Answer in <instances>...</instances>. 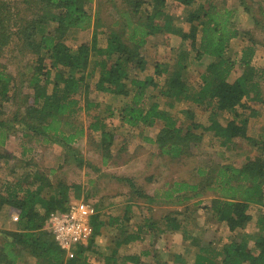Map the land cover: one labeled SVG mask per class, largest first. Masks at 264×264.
Segmentation results:
<instances>
[{"label":"trees","instance_id":"16d2710c","mask_svg":"<svg viewBox=\"0 0 264 264\" xmlns=\"http://www.w3.org/2000/svg\"><path fill=\"white\" fill-rule=\"evenodd\" d=\"M24 1L34 16L30 20L21 17L15 31H9V17L1 12L8 6L0 3V58L13 32L23 43L21 47L37 54L30 67L31 75L25 81L32 93L23 94L20 99L18 96L21 94L23 80L21 83L17 82L11 72L0 66V110L2 111L3 101L12 102L17 99L22 110L21 114L19 110L15 111L10 120L0 119V131L3 132L0 133V143L3 144V138L8 137L9 129L12 133L17 132L9 123L12 121L23 125L26 131L24 135H42L45 142L61 140L70 148L71 143L85 129L93 133L99 132L98 146L109 157L113 133L106 129V117L97 111L101 102L88 97L92 88L90 78L98 67L94 88L108 93L110 99L122 100V104L112 110L118 111L123 122L135 126L140 123L147 124L154 119L162 121L163 125L157 137L160 153L172 156L189 153L190 140L200 141L203 132L211 133L213 139L223 147H230L237 138L246 139L257 147V154L247 157L240 166L222 164L219 168L203 171L205 177L201 181H180L165 193L166 197L177 199L176 202L180 203L201 196L202 189H213L216 194L210 199L207 209L217 222H224L228 230L233 232L228 241L220 246L214 245L213 240L202 242L198 235L190 232L194 220H189L190 215L180 219L167 214L161 235L164 236L170 230V233L180 232L183 241L194 237L191 242H194L197 249L191 253V264H264V136L248 135L247 118H241L238 111L239 106H244V97L251 96L253 100H260L261 82L256 77L261 75V70L250 62L254 53V46L251 45L242 53L241 62L245 68L241 74L233 82L227 80L233 63L225 53L230 38L237 35V31L228 25L230 10L218 12L211 0H175L186 11L188 6L195 5V8L187 11L189 29L185 30L172 24V15L166 10L171 1L122 0L128 6L120 11L125 21L110 28L105 46L97 45L95 32L90 42H83L73 48L66 45L63 38L70 29L85 28L93 20L87 9L90 0ZM49 14L52 18L47 21ZM50 22L56 24L52 29H48ZM157 32L179 34L182 41L186 40L195 50L193 59L198 60L203 55L214 57L200 75L201 81L197 86L184 73L188 66L186 60L191 57L187 53H180L172 63L156 62L152 75L139 77L138 71H143L146 67V61L139 49L145 45L150 34ZM91 65L92 68L89 69ZM154 88L158 89V94L170 99V105L174 100L182 98H193L196 103L205 105L209 123L204 125L191 122L183 127L178 118L157 101L156 94L151 93ZM83 93H86L84 107L80 105ZM112 104L108 103L109 106H113ZM81 109H85L91 119L86 127L75 123L74 118H77L75 116ZM224 111L234 113V117L222 123L219 117ZM112 113L110 111L107 116ZM237 118L240 120L237 121ZM199 127L202 132L196 134L194 131ZM7 156L0 152V160ZM67 157L68 155L65 158ZM83 161L82 158L77 159L78 164H83ZM3 183L2 181L0 186ZM72 186L78 187L76 183H64L56 191L49 178L38 172L32 175L25 173L22 177L13 179L6 185V193L0 188V211L7 206L10 212L17 213L15 228L0 230L3 236L0 241V264H19L18 258L22 250L36 257V261L31 264H90L86 252L91 246H95V237L104 224H110L117 231V238L111 241L110 252L104 255L105 263L118 264L117 249L123 244L141 238L143 230L152 229L154 234L160 233L159 228L155 227L156 220H152L150 215H145L142 221L134 224L135 229H130L128 211L133 199L128 196L122 219L120 214L113 215L108 223L97 211L91 216V235L86 242L78 243L70 249L71 257L44 225L52 211L67 208L65 193ZM174 191L182 193L173 195ZM140 194L149 202L157 195ZM196 202L203 203V200L198 199ZM251 207L261 208V212L253 215L254 211L250 213ZM251 221L255 231H244V227ZM140 255L128 253L125 259L139 263ZM169 255L171 261L177 264L188 262V258L180 252L170 251ZM165 264L169 262L166 261Z\"/></svg>","mask_w":264,"mask_h":264},{"label":"rangeland","instance_id":"374dc122","mask_svg":"<svg viewBox=\"0 0 264 264\" xmlns=\"http://www.w3.org/2000/svg\"><path fill=\"white\" fill-rule=\"evenodd\" d=\"M168 1L171 2H169V8L166 7V10L172 15L170 17L172 24L188 30L187 11H191L195 5L188 6L186 11V8L177 1ZM211 1L218 12L222 13L224 9L230 10L228 25L237 31V35L230 38L229 48L225 53L233 63L228 77L230 81H234L245 68L244 63L241 62L244 49H248L251 45L254 46V53L250 62L254 67L261 70V75L258 74L259 77L257 76L256 79L261 82L260 99L262 100L252 101L251 96L244 97L242 99L244 106H239L238 111L241 113V118L247 117L248 135L262 137L264 136V0ZM198 2H204V0H198ZM0 3L8 6L6 10L3 9L1 12L9 17H7L9 31L18 29L21 17L28 20L33 19L34 15L24 0H0ZM127 7L122 0H90L87 9L93 20L85 28L70 29L63 38L66 45L76 48L83 42H90L92 35L97 32V45L105 46L107 32L111 27H116L119 23L124 22L120 11L122 8L127 9ZM144 7L145 4L141 11ZM145 15L146 13H144ZM51 18L52 15L49 14L47 21H50ZM55 25L50 22L48 29H52ZM186 42V40L183 42L181 36L175 35V33L154 35L152 41L142 47V53L149 64V69L141 75L150 73V71L153 73V64L157 60L174 62L180 53H187L191 55L190 59L186 60L188 63L187 76L197 86L201 81V73L206 70L207 64L212 60L208 55H203L198 60L193 59L195 50ZM22 44L18 35L13 32L9 43L5 46L3 56L0 58V66L11 72L16 77L17 82L21 83L23 80L18 99L22 98L23 94L32 93V89L28 88L25 81L30 77V67L37 58L35 52L21 47ZM89 67L91 69L92 65ZM97 78L98 67L95 68V72L90 78L92 88L89 90L88 97L101 102L97 111L106 117L104 119L106 129L113 133L110 156L106 157L104 150L98 146L100 134L97 131L93 133L84 129V133L71 143L70 148L66 147L61 140L45 142L42 140V135H32L31 133L24 135L23 133L26 131L23 129V125L13 121L9 122L17 129V132L12 133L13 131L9 129L8 137L3 138V144L0 143V152L8 155L0 160V180L4 182L0 188L4 193H6V185L11 183L13 179L22 177L25 173L31 175L38 172L43 173L49 178L53 189L56 191L64 183L67 185L76 183L78 185V187L72 186L66 191V207L74 201L88 202L94 206L97 212L102 214L103 220L105 219L107 222L113 215L120 214V219L123 218L121 215L124 213L127 203L126 198L130 196L133 199L128 211L129 222L127 221L128 225L130 224V229H135L136 225L134 224L142 221L145 215H150L152 220H156V227L159 228L160 233L154 235V231L143 230L141 238L119 247L116 256L118 264H127V262L131 264L132 261H127L125 256L128 253L140 254L146 249L152 250L153 255L160 253V260L162 261L159 264H165L163 262L165 259H170L169 264H174L171 262L170 251L181 252L188 258L187 264L192 263L193 255L191 253L197 249L194 242H191L194 237H189L185 241L178 238L172 247L165 246V237L161 234H163L162 228L166 222L167 214L177 216L180 219L190 215V221L194 218L193 223L191 222L190 232L192 235H198L204 243L213 240L214 245L220 246L228 241L233 232L228 230V226L224 222H217L207 209L210 199L216 194L213 189H202L201 196L180 203L176 202L177 199L168 198L162 194L176 186L175 184L180 181L197 183L205 177L203 171L219 168L222 164L231 163L240 166L247 160V157L250 158L257 154V147L243 138L235 139L230 147H223L217 140L213 139L211 133L203 132L200 141L197 139L190 140L191 150L189 153L183 152L178 156L160 153L157 137L163 125L162 121L152 120L147 124L140 123L135 126L123 122L119 118L118 111L112 110L122 104V100L120 98L110 99L108 93L97 91L94 88ZM151 91L153 93L155 90L152 89ZM85 94L83 93L81 97L80 105L82 107H84ZM155 94L157 101L162 106L178 116L179 123L183 127H187L191 122L203 123L204 125L209 123L208 111H206L205 106L185 100L176 102L175 106L169 108L161 95ZM18 99L12 102L3 101L0 119L10 120L17 110L21 114L22 110L17 103ZM111 102L113 106L108 105ZM110 111L113 113L107 116ZM233 115L234 113L225 112L219 119L223 123L234 117ZM75 117H77L74 118L75 123L84 127L91 121L85 109L77 112ZM238 120L240 119L237 118ZM194 132L196 134L201 133V127L196 128ZM0 133L3 132L0 131ZM0 140H2L1 135ZM78 158L84 160L83 164H78ZM140 192L149 195L157 194V198L150 202L146 201ZM181 193L182 191H174L173 195ZM198 199L203 200V203L196 202ZM260 210L261 208L251 207L250 213L254 211L253 215H257L261 212ZM8 211L10 208L7 206L0 211V229L5 224L10 228H15V213H11L9 216L6 213ZM56 211L62 210L56 209L51 213ZM44 227L46 228V222ZM255 229L252 221L244 227V231L247 232H254ZM2 238L0 233V241ZM115 238H117V231L110 224L102 225L100 233L95 237V246L93 248L91 246V249L86 252L88 262L90 264H106L104 255L110 252L111 241ZM67 253L68 255L71 253L72 257L71 251ZM35 261L36 257L28 254L25 250L21 251L18 258L19 264H31ZM134 263L155 264V260L152 254L140 255V262ZM111 264L113 263L111 262Z\"/></svg>","mask_w":264,"mask_h":264},{"label":"built area","instance_id":"2783aa9c","mask_svg":"<svg viewBox=\"0 0 264 264\" xmlns=\"http://www.w3.org/2000/svg\"><path fill=\"white\" fill-rule=\"evenodd\" d=\"M95 212L90 203L74 201L67 209L51 213L46 220V228L52 232L59 246L69 252L73 246L86 242L90 237L91 216Z\"/></svg>","mask_w":264,"mask_h":264},{"label":"crops","instance_id":"0c3cea01","mask_svg":"<svg viewBox=\"0 0 264 264\" xmlns=\"http://www.w3.org/2000/svg\"><path fill=\"white\" fill-rule=\"evenodd\" d=\"M125 21V20H124ZM181 27V26H180ZM125 28V27H124ZM160 33V32H159ZM158 32L157 33H155V34H150L148 37H147V41H146V43H145V45L147 44V43H149V42H151L152 41V39L154 38V35H157V34H159ZM167 33H171V32H167ZM167 33L166 32H163V34H165V35H167ZM175 35H179V34H177V33H175ZM93 36V35H92ZM145 45H143V46H145ZM142 46V47H143ZM142 47L139 49V51H140V53H141V55L144 57V55H143V53H142ZM228 48H229V44H228ZM227 48V49H228ZM254 48V47H253ZM227 52V51H226ZM209 56V55H208ZM210 58H211V60H214V57L213 56H210ZM144 59H145V61H146V67H145V69L143 70V71H138V69H137V71H138V74H139V77L140 78H145L146 76H149V75H152L153 73H154V69H155V63L156 62H159V63H172V62H170V61H156L154 64H153V73H151V71H150V73H146V74H144L143 76L141 75L142 73H144L147 69H149V64L147 63V60H146V58L144 57ZM211 62V61H210ZM209 64V63H208ZM207 64V65H208ZM170 66V65H169ZM207 67V66H206ZM170 70H173V67H170ZM188 72V66H187V68H186V71L184 72L185 73V75H186V78H188V76H187V73ZM203 73V72H202ZM202 73H201V75H202ZM241 74V73H240ZM229 77V76H228ZM201 78V77H200ZM188 80L190 81V82H194V81H191L189 78H188ZM227 80L228 81H230L228 78H227ZM230 82H233V81H230ZM260 86H261V83H260ZM157 88H154V92H153V94H155V93H157L158 92V89L156 90ZM152 92V91H151ZM157 95H160V94H158L157 93ZM253 95V94H252ZM261 95V94H260ZM161 97L163 98V100H165V104L166 105H168L169 106V108L171 107H173V106H175V104H176V102H183V101H185V100H189V101H191V102H193L194 104L196 103L194 100H193V98H187V99H184V98H182V99H180V100H174V103H172V105H170L168 102H169V100L170 99H167V98H165V97H163L162 95H161ZM258 100V98L257 99H252V101H257ZM260 100H262V99H260ZM259 101V100H258ZM243 102V101H242ZM196 104H198V103H196ZM199 105H202V106H205V105H203V104H199ZM168 109V108H167ZM169 110V109H168ZM187 111V110H186ZM185 111V112H186ZM171 112V111H170ZM225 112H228V111H224L223 113H225ZM222 113V114H223ZM171 114L172 115H174L176 118H178V116L177 115H175V114H173L172 112H171ZM221 114V115H222ZM233 118V117H232ZM247 118V117H246ZM154 120H159V119H154ZM163 124V123H162ZM165 193L166 192H164L162 195H164L165 196ZM156 195V194H155ZM166 197V196H165ZM156 198H157V195H156ZM6 213H8V215L10 216L11 215V213H15L14 211H12V212H10V211H8V212H6ZM13 214H12V217H13V219H14V216H15V220H17V215H16V213L14 214V216H13ZM7 215V216H8ZM156 227V226H155ZM2 229H4V228H10V227H8L7 226V224H5V225H3L2 227H1ZM169 228V227H168ZM2 229H0V230H2ZM150 231H153L152 229L150 230ZM171 231L170 230H167V232L166 233H164L165 235H164V237H165V241H166V244H165V246H168V247H172V244L175 242V240H177L178 238H180V236H181V234H180V232H173L172 231V233H170ZM142 236H143V234H141ZM155 235V234H154ZM127 244V243H126ZM124 245V244H123ZM144 251H146L147 253H145ZM144 251H142V252H140V254L143 256H145V255H150V254H152V256H153V258H154V260H155V264H159V262H161L162 260H160L161 258H160V253L159 254H156V255H153V252H152V250H149V249H146V250H144ZM180 254L182 255V253L180 252ZM158 258H157V257ZM182 256H184V257H186L184 254L182 255ZM128 261V260H127ZM166 261H168V262H170V259H165V261H163V262H166ZM130 262V261H129ZM171 262H173V261H171ZM119 263V262H118ZM131 264H135L134 262H130ZM174 264H177V263H175V262H173ZM127 264H128V262H127Z\"/></svg>","mask_w":264,"mask_h":264}]
</instances>
